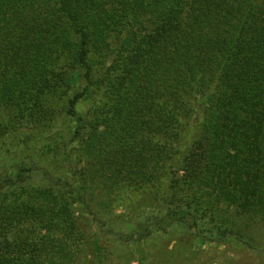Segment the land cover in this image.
Returning <instances> with one entry per match:
<instances>
[{"label":"trees","instance_id":"trees-1","mask_svg":"<svg viewBox=\"0 0 264 264\" xmlns=\"http://www.w3.org/2000/svg\"><path fill=\"white\" fill-rule=\"evenodd\" d=\"M3 108L30 131L75 117L48 148L78 144L83 166L0 178V264L73 263V207L118 242L182 224L264 252L233 227L264 220V0H0ZM102 191L164 211L116 231Z\"/></svg>","mask_w":264,"mask_h":264},{"label":"rangeland","instance_id":"rangeland-1","mask_svg":"<svg viewBox=\"0 0 264 264\" xmlns=\"http://www.w3.org/2000/svg\"><path fill=\"white\" fill-rule=\"evenodd\" d=\"M89 106V102L82 103L78 112L84 115ZM12 120L10 110L0 109V178H12L19 169L31 166L49 168L57 176L69 163L77 168L83 166L78 144L69 143L58 154L55 146L52 151L48 148L57 137L53 136L56 132L65 129L66 125L65 135L69 129H75V117L58 116L55 129L50 132L42 127L33 131L26 125L17 127ZM31 185L43 188L50 186L42 180L41 173L36 174ZM106 194L105 191L97 193L96 208L108 227L116 231L129 232L144 215L157 210L159 213L164 211L157 206L147 210L150 198L145 197L142 203L143 197L137 195L139 201H133L135 206L132 205L131 211L126 206L117 205L116 194ZM73 213L82 237L71 243L69 254L75 259L71 264H264V252H255L230 240L222 243L203 242L195 237L190 226L176 224L164 231L154 232L141 242H118L99 233L91 217L81 209L73 207ZM208 220L200 221L201 231L213 229ZM233 224L234 228L252 236L259 244L264 242V220L236 218Z\"/></svg>","mask_w":264,"mask_h":264}]
</instances>
